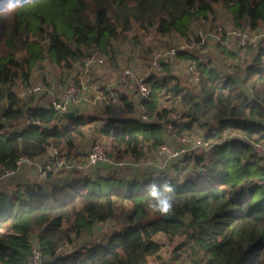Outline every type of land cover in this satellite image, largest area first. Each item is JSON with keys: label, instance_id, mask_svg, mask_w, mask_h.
Returning a JSON list of instances; mask_svg holds the SVG:
<instances>
[{"label": "trees", "instance_id": "16d2710c", "mask_svg": "<svg viewBox=\"0 0 264 264\" xmlns=\"http://www.w3.org/2000/svg\"><path fill=\"white\" fill-rule=\"evenodd\" d=\"M108 2L114 3L112 10ZM217 3L241 29L256 30L264 21V0H22L9 7L0 0V165L16 167L21 155L35 159L50 143L72 145L84 132L85 115L71 107L74 101L68 106L75 113L70 118L50 103L28 105L12 89L16 77L26 81L45 58L70 67L89 49L115 64L112 39L135 25L187 39L193 20L213 18ZM175 56L188 60L187 66L194 62L200 87L194 91L178 81L166 87L183 109L180 116L172 106L159 105L166 78L149 77L150 96L141 100L148 118L108 115L98 129L110 139L106 153L115 159L143 158L167 143L166 130L181 135L202 118L215 121L218 134L226 128L238 131L215 141L208 159L204 151L178 155L190 168L183 177L157 173L175 186L170 217L146 209L153 175L78 178L49 191L40 184L1 190L0 264H27L32 236L41 251L39 264H145L162 247L159 233L169 241L179 239L177 248L200 257L201 264H264V156L254 149L255 143L264 145V96H252L188 49ZM167 62L161 66L167 68ZM248 71L264 90V65L252 63ZM22 117L27 122L17 127ZM108 221L117 227L102 239L85 241L98 223ZM67 243L76 246L60 251Z\"/></svg>", "mask_w": 264, "mask_h": 264}, {"label": "rangeland", "instance_id": "374dc122", "mask_svg": "<svg viewBox=\"0 0 264 264\" xmlns=\"http://www.w3.org/2000/svg\"><path fill=\"white\" fill-rule=\"evenodd\" d=\"M21 1L6 0V4L9 7ZM113 4V2L107 4L111 10ZM225 20L232 23L225 7L222 3H217L213 18L203 21L193 20L187 39L176 34L160 35L153 29L143 30L135 25L124 34L119 32L118 38L112 39L115 46V64L108 55L100 52L94 55L95 58L92 61L86 63V60L96 52L89 49L85 50L86 56L72 61L70 67L65 64H53L48 58H45L33 67L26 81L16 77L12 89L22 96L28 105L40 102L48 106L51 99H62L69 80L76 82L81 89L80 91L86 97L83 102L75 100L71 106L85 115L83 135L76 137L72 145H66L64 141L61 145L52 142L48 145L44 154L35 158L34 164L23 165L24 167L19 175L21 177L19 181L22 182L21 186L40 184L45 191H49L53 186H61L78 178H96L105 174L131 179H143L160 172L175 178L186 175L190 168L183 167L182 161L177 158L178 155L158 157L154 155L153 151H147V155L143 158L137 159L134 156L126 155L120 159L110 158V161H104L95 166H86L85 159L89 147L94 142L102 144L105 150L109 149L110 139L99 134L98 130L104 122L103 118L108 115L141 118L143 106L135 91L133 82L128 84L113 82L120 68H132L138 76L146 81H149V77L158 78L160 76L166 78V85H163L158 92L159 105L172 106L173 114L176 116L181 115L183 109L176 101L177 97L175 98L171 91L166 90V87L176 81L184 87L193 88L194 91H199L200 87L197 85L198 78L187 71L188 60L185 61L174 55L166 58L168 60L167 68L163 65L160 69L151 67L152 58L158 53H164L171 47L183 46L186 43L184 49H188L196 56L207 55L210 65L221 69L223 75L233 77L242 89L249 92L251 88H260L264 96V90L259 85L253 84V75L248 71L250 64L258 62L257 59H254L256 53L254 49L237 47L232 40H228L226 43L208 41L201 47L193 43L197 40L196 31L199 27L205 30H213L217 28L219 22ZM244 29L252 30L250 27ZM256 30H264V21H260ZM44 35L40 39L42 44L46 42ZM28 86H38L43 90L35 93L30 98L29 95L21 94L23 88ZM123 95L132 104L131 108H128L125 100L122 99ZM90 116L99 117V119L89 120ZM201 121V123H195L192 130L181 135L175 136L169 134L166 130L167 144L173 148L184 145L188 147L189 151L198 153L204 151L208 159V156H210L208 151H210L215 141L227 136L229 131L232 134L238 133L236 130L226 128L222 130L221 134H218L216 133L217 124L215 121L206 118H202ZM26 122V119L22 117L16 126H22ZM62 122L70 123L67 120ZM184 137L189 138L190 141H183L182 138ZM5 178H7V184H0V191L5 189L3 191L10 193L20 186L12 182L11 178L0 177V179ZM115 227H117V224L112 221L100 222L95 234L85 239V241L102 239L106 233L111 232ZM156 238L163 243L162 247L156 254L149 255L145 264H201L200 257L194 259V254H187L184 250L177 248L179 239L169 241L162 233H159ZM32 240L36 243L35 237L32 236ZM75 246V243H67L61 246L59 250L69 251Z\"/></svg>", "mask_w": 264, "mask_h": 264}, {"label": "built area", "instance_id": "2783aa9c", "mask_svg": "<svg viewBox=\"0 0 264 264\" xmlns=\"http://www.w3.org/2000/svg\"><path fill=\"white\" fill-rule=\"evenodd\" d=\"M203 21V20H201ZM229 20L221 21L218 23L217 28L213 30H205L202 27H199L196 31L197 40H195L193 43L196 46H202L205 42L208 41H215L219 43H226L228 40H232L237 47H250L257 51L258 61L264 65V30H247V29H241L234 25V23ZM192 43V44H193ZM185 45L179 46V47H171L167 49L164 53L156 54L152 60H151V67L154 69H160L162 61H164L166 58H170L180 50L184 49ZM201 52H203L201 50ZM98 54V52H95L90 58L86 60V63H89L92 61L95 56ZM199 57V60L208 63L209 57L207 55L202 54ZM187 71L190 72L192 75H195V78L197 77V69L194 65V62L191 61L189 66H187ZM114 83L119 84H128L129 82H133L135 91L139 98L146 99L150 96L151 93V87L149 86L148 82L137 75V73L132 69L128 67L121 68L117 71L114 79ZM38 86H28L26 88H23L21 91L22 95H29V94H35L37 92L42 91ZM79 85L74 82L73 80H69L66 84L65 92L62 99H51L50 104L51 107L63 112L68 110V106L72 101L78 100L83 102V99H86L85 95L82 91H80ZM249 93L252 96H263V91L260 88H251ZM142 119H147L148 115L146 113V110L143 108V112L141 114ZM170 129V125L168 126V130ZM183 141L189 142V138H182ZM255 151L260 155L264 156V145L261 143H255L254 144ZM189 151L188 147H185L184 145L180 147L173 148L171 145L164 143L161 146L154 149L153 153L154 155L158 157H163L168 155V157H174L177 155H180L182 153H185ZM104 161H110V158L107 156L106 150L104 146L100 143H93L86 154L85 164L86 166L92 165L95 166L99 162ZM35 159H32L26 155H21L16 160V167H10L5 165H0V177H9L11 175H14L17 170L25 165V164H34ZM41 260V251L39 249V246L35 241H33L31 253L28 257L27 264H39Z\"/></svg>", "mask_w": 264, "mask_h": 264}, {"label": "clouds", "instance_id": "9594fccd", "mask_svg": "<svg viewBox=\"0 0 264 264\" xmlns=\"http://www.w3.org/2000/svg\"><path fill=\"white\" fill-rule=\"evenodd\" d=\"M175 186L160 174H154L147 185L146 209L167 218L173 213Z\"/></svg>", "mask_w": 264, "mask_h": 264}, {"label": "crops", "instance_id": "0c3cea01", "mask_svg": "<svg viewBox=\"0 0 264 264\" xmlns=\"http://www.w3.org/2000/svg\"><path fill=\"white\" fill-rule=\"evenodd\" d=\"M23 167H24V166H21V167L17 170V174L14 175V176L12 177V179H11L12 182H14V183H16V184H18V185H22V184H21L22 182L19 181V179L21 178L19 175H20L21 170L23 169ZM6 179H7V178H5V179H0V184H1V185H6V184H7V183H6ZM1 190H5V189H1Z\"/></svg>", "mask_w": 264, "mask_h": 264}, {"label": "water", "instance_id": "95a60500", "mask_svg": "<svg viewBox=\"0 0 264 264\" xmlns=\"http://www.w3.org/2000/svg\"><path fill=\"white\" fill-rule=\"evenodd\" d=\"M63 115L70 118V117L74 116L75 113L72 110H67V111H63ZM168 217H170V216H168Z\"/></svg>", "mask_w": 264, "mask_h": 264}]
</instances>
